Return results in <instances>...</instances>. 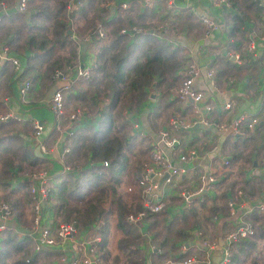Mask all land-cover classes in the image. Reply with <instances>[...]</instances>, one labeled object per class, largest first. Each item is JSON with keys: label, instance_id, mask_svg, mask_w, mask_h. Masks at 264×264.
Wrapping results in <instances>:
<instances>
[{"label": "crops", "instance_id": "1", "mask_svg": "<svg viewBox=\"0 0 264 264\" xmlns=\"http://www.w3.org/2000/svg\"><path fill=\"white\" fill-rule=\"evenodd\" d=\"M255 1H258L257 3L261 6V12L258 16L247 12V18L240 26L246 41H242L234 50L230 49L231 38L226 28L229 17L238 9H234L232 5V8L228 7L229 5L225 7L222 3L218 4L213 0H101L99 3V6L104 8V16H107L108 20H117L114 25L119 27V33L130 35L132 31L140 30L139 32L152 36L156 42H159L160 47L166 48L167 54L170 53L168 60L173 61L174 66L178 63L171 75L164 73L163 78L153 75L154 78L145 87L147 96L142 106L127 114L130 133L134 134L132 135L134 146L142 145L146 139L148 144L145 149L148 148L149 151L158 131L167 128L168 120L164 126L153 132L147 126L148 121L157 124L161 115L167 111L169 118L177 116L182 120L183 125L182 128H177L173 132L178 143L171 150L166 151V157L171 164L183 169V174L177 178L175 188L178 189L176 190L193 191L196 185L194 173L198 169L218 174L216 183L205 192L183 199L174 190L165 197L160 210L161 214H159V217L164 219L153 227L159 228L160 234L164 231L163 224L170 225L173 229L181 226L185 228L181 235L175 234L176 239L172 238L173 233L170 235L171 238L167 239L163 252L159 246L157 248L147 246L149 241L153 244L151 242L152 227L149 228L152 220L145 215L136 224L137 232L141 236L142 254L145 256H143L142 264H170L169 260L173 261L171 264H178L188 256L199 259L205 254L210 257L209 264H218L223 258L225 235L241 224L244 214L254 211V207L264 201V48L262 47L264 0ZM122 3L126 4L125 8H121ZM15 4L14 1L11 9L6 8L4 11L6 13L16 11ZM201 16L214 20L216 27L208 30L200 22ZM84 38L79 43L77 58L71 65H78L82 69L87 68L93 77L96 69L92 53L94 46ZM248 46L250 50H247ZM232 54H236L237 59ZM188 63L196 68L191 87L202 92V100L198 102V105L204 108L209 106V111L200 110L195 113L189 98L181 103L172 97L173 89L186 75ZM71 65L65 68H71ZM208 71L212 72L211 78L206 77ZM74 77V72L70 71L69 78L73 80L66 92L72 97L76 96V92L83 90L82 87L85 85L82 79L74 80ZM36 81L38 82L33 84L31 90L34 97L27 98V95L20 99L19 83L14 74L7 77L6 88L0 89V110L10 113L13 118L0 123L4 124V133L10 132L12 136L16 135L22 147L29 148L33 156L42 160L40 166L42 170L49 175H56L62 173L61 163L63 162L60 161V154L68 141V134L77 126L95 127L96 105L87 101L86 112L76 121H68L66 117H63L65 120L61 122L62 117L61 119L55 117L45 103V96L41 99L35 97L41 89L42 92L45 91V94L50 92L54 85L51 84L47 87L48 89H45L40 87V83H43L41 80ZM90 89L88 88V92ZM72 99L65 98L67 106L77 105ZM224 103H229L230 107L224 109L222 107ZM101 105L99 103V108ZM154 106L158 107V112L152 110ZM89 109H92L93 113ZM243 115L258 119L255 126L245 134L232 132L230 126L226 130H218L215 127L221 123L230 125L233 120ZM202 117L205 123L200 120ZM33 120L40 121L43 126H46L41 139L46 148L52 150L51 152L40 154L33 148L34 139L31 136ZM61 123H66L67 127H60ZM68 128L69 132H67ZM148 151L147 163L149 162ZM190 152L193 153L190 159L185 161L178 159L179 155H188ZM78 158L79 161L74 165L81 168L84 160L81 159V154ZM224 160L227 164L223 163ZM143 168L144 164L141 168L130 171L128 178L135 182ZM36 170L40 169L33 171ZM12 174L9 180L10 185L21 180L27 183L28 173L24 172L20 176ZM164 179L165 176L157 180L159 188L166 187ZM259 183L260 186L256 189ZM123 185L125 188L129 186L127 183ZM229 185H233V189L229 188ZM240 186L245 187V190H242ZM246 191H248L247 195ZM124 195L131 197L128 194ZM137 203L140 206L139 197ZM202 210L205 211V215L202 214ZM27 212L29 214L30 210L27 209ZM259 213L262 217L256 221V224L264 222V212ZM180 217L185 219L180 220ZM14 219L6 220V225L17 234L18 238L26 237V235L29 238L27 227H22ZM113 219L109 231L108 248L112 255L117 254V264H127L121 255L122 252L115 248V239L122 233L115 229ZM198 234L206 239L215 240L216 248L209 250L200 247ZM4 236V233L0 232V239ZM172 241H174L173 244H171ZM258 251H262L263 254L262 252L261 254L264 255V246L258 248ZM16 252L13 253L16 254L12 256L13 258L14 256L18 258L20 255L19 259L22 257L26 261L25 257L30 258L32 255L36 256L35 264L44 263L40 258L41 255L33 252L31 239H28L26 248ZM49 252L55 254V250H49ZM260 262L258 264H264V257Z\"/></svg>", "mask_w": 264, "mask_h": 264}, {"label": "trees", "instance_id": "2", "mask_svg": "<svg viewBox=\"0 0 264 264\" xmlns=\"http://www.w3.org/2000/svg\"><path fill=\"white\" fill-rule=\"evenodd\" d=\"M14 1L0 0L7 9H11ZM100 2L101 0H26L23 12L9 11L1 14L0 44L8 47V51L17 58L20 68L14 69L6 62L0 66V89L6 88L7 77L11 74H14L19 87L23 80H29L27 95L38 79L43 82L40 87L48 89L53 84L54 72L61 71L62 66L65 70V67L73 65L79 43L86 36L84 39L94 46L92 53L96 69L94 76L91 74L86 80L91 89L87 92L85 101L96 105L95 127L77 126L68 134L69 151L63 163L71 169L75 168L76 173L51 175L50 182L47 183V201L55 221L69 222L73 219L80 231L88 230L91 239L93 236L98 238L94 245L102 264L118 262L117 254L112 255L108 248L109 231L114 217V227L122 233L115 239L116 250L122 252L127 264H142L145 256L142 254L137 223L127 222L125 219L126 214L137 212L140 208L137 203L140 192L137 179L133 182L128 178L131 171L128 153L134 147V134L130 133L127 114L142 106L147 96L145 87L152 81L153 75L160 78L164 77V73L171 75L178 63L174 66L173 61L168 60L170 53L167 54L166 48L160 47L152 36L139 32L140 30L132 31L130 35L119 33V27L114 25L117 20H108L104 16V8L99 6ZM226 2L228 7L232 8V5L234 9L238 8L226 23L228 36L231 38L230 49L234 50L245 40L240 26L247 18V12L258 16L261 6L255 0ZM99 32L103 36H99ZM83 93L85 92L80 90L75 97L66 93L64 100L73 98L77 103L71 107L74 109L80 105L79 102H84L80 96ZM99 103L102 104L101 108ZM152 110L158 112V107L154 106ZM3 125L0 123V204H7L13 212L12 218L19 225L28 227L31 217V211L29 214L27 212V209L30 210L28 184L21 180L10 185L9 180L12 178L11 173L13 176H20L24 172L31 173L41 168L42 160L33 156L29 148L22 147L16 135L4 133ZM80 154L84 160L81 168L74 165L79 161ZM102 162H107V165L103 166ZM123 183L129 186L125 188ZM259 186L260 183L256 189ZM229 188L233 189V185H229ZM241 189L245 190V187ZM159 214L160 211L146 212L145 215L152 220L149 224V228L152 227L151 242L155 245L154 248L159 246L163 252L170 235L173 233L172 238L176 239L175 234L181 235L185 227L173 229L170 225L163 224L164 231L160 234V229L153 227L157 224L155 219ZM261 217L256 206L254 211L244 214L241 223H249L253 234L231 242L228 246V259L224 264H246L247 261L248 264H258L264 257L263 252L261 254L258 251V248L264 246V222L256 224ZM182 219L185 218L180 217ZM2 233L5 236L0 239V264H7L9 258L16 255L13 253L26 248L30 237L26 235L18 238L11 228ZM173 243L174 241L171 244ZM19 257L10 260V264H35L37 260L32 255L30 258L25 257L26 261ZM40 264L58 263L55 260L54 263Z\"/></svg>", "mask_w": 264, "mask_h": 264}, {"label": "built area", "instance_id": "3", "mask_svg": "<svg viewBox=\"0 0 264 264\" xmlns=\"http://www.w3.org/2000/svg\"><path fill=\"white\" fill-rule=\"evenodd\" d=\"M216 3H222L223 6H228L225 0H213ZM26 0H15L17 4L16 11L23 12L26 8ZM121 8H125L126 4L122 3ZM5 5L0 2V13L5 14ZM5 10V11H4ZM200 22L208 29H214L216 22L211 18L201 16L199 17ZM136 31V30H134ZM121 32V31H120ZM102 36V32L98 33ZM264 39V38H263ZM264 48V42L262 44ZM248 46L247 50H250ZM237 59L236 54H232ZM7 63L14 69L19 67V63L16 57H14L9 51L6 45L0 44V66L3 63ZM20 68V67H19ZM18 68V69H19ZM186 75L181 78L177 86L172 91V97L177 101L183 103L189 98L192 102L193 111L195 113L200 110L209 111L210 107H201L198 102L202 100V92L194 90L192 80L196 74V68L193 64L188 63L186 65ZM70 71L74 72V80L82 79L85 80L89 77L90 72L87 68H81L78 65H74L71 68L65 69L64 71H56L52 75L53 85L55 86L50 97L44 99L48 105L50 111L55 117L61 118L66 117L68 121H76L82 114L85 113L83 108H74L67 115L64 109V91L70 87L73 79H70ZM207 78L212 77V72L206 73ZM29 80L25 79L22 81L19 87V98L23 99L27 96L29 90ZM224 109L230 107L229 103L222 105ZM4 115L0 114V122H4L13 116L5 112ZM200 120L205 123L204 118ZM258 119L253 116H240L233 120L230 125L221 123L215 125L218 130H226L230 126L232 132L245 134L246 131L252 129L257 123ZM182 120L177 116H172L168 119L167 128H163L158 131L156 139L151 143L148 151L149 162L144 166L137 178V185L140 188L139 199H140V210L137 213H128L125 216L127 222L139 223L140 220L145 216L146 212H159L163 206V200L165 197L172 193L177 187V178L183 174V169L174 167L169 159L166 157V151L171 150L177 143L178 140L174 136L173 132L177 128H182ZM240 129V130H239ZM44 130V126L40 121L33 120L31 122V136L34 142L33 147L38 150L40 154L51 152V149H47L44 145L41 135ZM69 128L67 129V132ZM69 151L68 142L62 148L60 154V161L63 162V156ZM193 153L190 152L188 155H179L178 159L185 161L190 159ZM224 164L227 162L224 160ZM62 173L71 171L73 175L76 173L74 169L61 163ZM103 166L107 165V162H102ZM195 189L193 191H187L183 189L176 190L183 199H187L193 194H200L210 188L218 179V174L215 175L213 171L206 172L198 169L195 171ZM50 176L45 170L38 172H31L26 175V181L28 184V195L30 200V211L31 217L29 219V226L27 227L28 236L32 242V249L35 253H46L49 250H55L58 264H102L96 252L94 242L98 240L97 237L91 239L88 230H79L76 221L69 222H57L53 218V212L47 201V183L50 182ZM165 176L163 182L166 187H158L157 180ZM129 190V188H128ZM258 212H264V201L259 202L256 205ZM13 212L7 204H0V232L9 229L6 225V220H11ZM253 228L249 223H241L230 230L224 237V248L223 258L218 264H224L229 255L228 246L231 242H236L240 238H248L252 236ZM199 235V234H198ZM200 247H205L209 250L216 248L217 243L215 240H209L199 235L197 236ZM50 253V252H49ZM210 257L205 254L198 261L194 256H188L179 264H209Z\"/></svg>", "mask_w": 264, "mask_h": 264}, {"label": "rangeland", "instance_id": "4", "mask_svg": "<svg viewBox=\"0 0 264 264\" xmlns=\"http://www.w3.org/2000/svg\"><path fill=\"white\" fill-rule=\"evenodd\" d=\"M60 54V53H59ZM64 66H62L61 68H60V70L61 71H63L64 70V68H63ZM66 69V68H65ZM59 70V69H58ZM90 76V75H89ZM88 79V78H87ZM87 79H85V80H83V83L85 84L82 88L84 89V90H82V92L84 91L85 93H83V94H80V96H82L83 97V100H84V102H79V106H78V108H83L84 109V111L86 112V106H87V101H85V97L88 95V88L90 87L89 85H88V82H86V80ZM42 91V90H41ZM41 91H39L38 92V94L40 93L41 94V96H38V94L35 96V97H39V98H37V99H41L42 97H44L46 94H45V91L44 92H41ZM48 93V92H47ZM65 94L67 93V92H64ZM30 97H34L33 96V94H31V91H30V93L28 94V96H27V98H30ZM64 109H65V112H66V114L65 115H67L71 110H72V108L68 105H66V103H65V101H64ZM90 110V112L91 113H93V110L92 109H89ZM5 111L3 110V109H1L0 110V114H2V115H4L3 113H4ZM72 112V111H71ZM125 112V111H124ZM161 111H159V113H160ZM169 114L167 113V111H165L162 115H161V117L159 118V121H158V123L157 124H154V123H152V121H148V124H147V126H149V129H151V132H153V131H157L158 129H160L162 126H164L165 125V123H166V121L168 120V118H169V116H168ZM123 116H125V115H123ZM61 119V118H60ZM59 119V120H60ZM64 118L62 117V119H61V122H62V120H63ZM65 120V119H64ZM63 120V121H64ZM128 125V124H127ZM61 126H63V128L64 127H67V124L66 123H61V125H60V127ZM45 125H44V130H45ZM43 130V131H44ZM130 130V129H129ZM147 144H148V142H147V140L145 139V143H143L142 145H138V144H136V146H132L131 147V151H129V153H128V156H129V166H130V170L131 171H134L135 169L133 168V167H138V168H141L142 167V165L144 164V166L147 164V151H148V148L147 149H145V146L147 147ZM131 153H132V155H131ZM79 164H81L80 162H79ZM66 165V164H65ZM66 166H68V165H66ZM239 166V165H238ZM69 167V166H68ZM40 170H36L35 172H38V171H41L42 169L41 168H39ZM137 172H139V171H137ZM64 174H66V175H70L71 174V171H67V172H64ZM130 184V183H129ZM123 194V192H118V194ZM122 196V195H121ZM212 206V205H211ZM140 207V206H139ZM139 210H140V208H139ZM138 210V211H139ZM137 211V212H138ZM137 212H134V213H137ZM130 213H133V212H130ZM202 214L203 215H205V211L204 210H202ZM207 216H209L208 215V213H207ZM189 217H191V218H194V216H192V215H189ZM164 219V217H157V219H156V221L158 222V223H161V221ZM70 221H74L73 219H71ZM75 222V221H74ZM27 225H25L24 227H26ZM23 227V226H22ZM147 230V229H146ZM199 230H201V229H199ZM201 232L203 233V234H205L202 230H201ZM208 237V236H207ZM210 238V237H209ZM209 240H213V239H209ZM147 246H148V248H150L151 246H155L154 244H150V241L148 242V244H147ZM161 251V250H160ZM41 255V257L40 258H42V261H44V262H48V263H53L54 261H55V257H56V252H55V254H50V253H43V254H40ZM17 256H14V258H16ZM13 259V257L10 259V260H12ZM185 259V258H184ZM183 259V260H184ZM182 260V261H183ZM171 263H173V261L172 260H169ZM9 262H11V261H9ZM8 262V263H9ZM7 263V264H8ZM170 263V264H171ZM246 264H248V261L246 262Z\"/></svg>", "mask_w": 264, "mask_h": 264}, {"label": "water", "instance_id": "5", "mask_svg": "<svg viewBox=\"0 0 264 264\" xmlns=\"http://www.w3.org/2000/svg\"><path fill=\"white\" fill-rule=\"evenodd\" d=\"M15 9H17V4H15ZM54 87H53V89H54ZM53 89L50 92L46 93L45 99H48L50 97V94L52 93Z\"/></svg>", "mask_w": 264, "mask_h": 264}]
</instances>
